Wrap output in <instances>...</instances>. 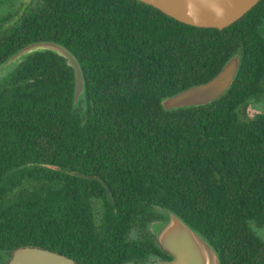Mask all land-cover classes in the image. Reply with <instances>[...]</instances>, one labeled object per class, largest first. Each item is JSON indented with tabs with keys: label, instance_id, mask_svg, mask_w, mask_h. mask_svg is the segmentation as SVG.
<instances>
[{
	"label": "trees",
	"instance_id": "trees-1",
	"mask_svg": "<svg viewBox=\"0 0 264 264\" xmlns=\"http://www.w3.org/2000/svg\"><path fill=\"white\" fill-rule=\"evenodd\" d=\"M0 264L40 247L81 264L171 257L151 227L176 214L221 264H264V0L224 30L189 26L137 0H0ZM242 57L206 106L162 101ZM77 174L90 176L91 179ZM105 183L113 194V204Z\"/></svg>",
	"mask_w": 264,
	"mask_h": 264
},
{
	"label": "water",
	"instance_id": "water-1",
	"mask_svg": "<svg viewBox=\"0 0 264 264\" xmlns=\"http://www.w3.org/2000/svg\"><path fill=\"white\" fill-rule=\"evenodd\" d=\"M152 6L167 16L189 26L224 30L233 25L262 0H137ZM50 51L66 59L74 70V105H77L85 92V78L80 63L64 46L52 41H40L29 44L0 69L4 72L11 66L36 52ZM242 64L239 54L232 56L221 71L210 81L193 86L162 101L166 111L206 106L222 98L236 80ZM91 179L90 176L77 174ZM102 182V181H101ZM109 196L115 200L109 187ZM169 219L157 231L160 247L171 257L168 261H156L151 264H221L213 247L196 231L188 227L176 214L169 211ZM7 264H81L58 252L40 247H21L16 249Z\"/></svg>",
	"mask_w": 264,
	"mask_h": 264
},
{
	"label": "rangeland",
	"instance_id": "rangeland-1",
	"mask_svg": "<svg viewBox=\"0 0 264 264\" xmlns=\"http://www.w3.org/2000/svg\"><path fill=\"white\" fill-rule=\"evenodd\" d=\"M30 0H23L24 5L28 4ZM3 75V72H0V78ZM264 113V101L260 104L251 105L248 109V116L251 119L258 117ZM161 227L159 224H155L151 227L152 232L157 233L158 229Z\"/></svg>",
	"mask_w": 264,
	"mask_h": 264
}]
</instances>
